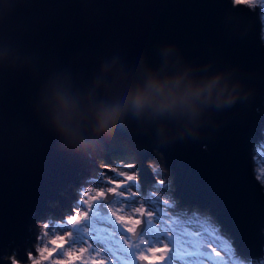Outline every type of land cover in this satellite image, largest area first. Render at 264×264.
<instances>
[{
  "label": "water",
  "instance_id": "1",
  "mask_svg": "<svg viewBox=\"0 0 264 264\" xmlns=\"http://www.w3.org/2000/svg\"><path fill=\"white\" fill-rule=\"evenodd\" d=\"M261 25L256 6L233 0H0V48L7 45L23 62L0 68V264H9L13 247L21 260L26 243L34 251L33 222L46 211L60 213L49 200L70 208L62 191L73 198L69 184L91 163L103 168L91 161L97 153L111 161L104 148L132 153L142 185L154 179L146 159L159 150L180 202L207 208L240 255L258 257L264 191L251 147L264 123ZM112 60L121 79L111 91L98 89L97 100L122 99L129 83L144 79L142 60L162 72L189 68L197 79L223 72L237 96L205 108L194 133L177 134L179 124L167 117L161 133L160 120L129 112L111 138L90 153L75 152L41 107L44 84L62 73L74 92L86 94ZM103 79L112 85V73Z\"/></svg>",
  "mask_w": 264,
  "mask_h": 264
},
{
  "label": "rangeland",
  "instance_id": "2",
  "mask_svg": "<svg viewBox=\"0 0 264 264\" xmlns=\"http://www.w3.org/2000/svg\"><path fill=\"white\" fill-rule=\"evenodd\" d=\"M240 2L252 4V8L256 6L262 20L260 31L264 42V0ZM259 132L260 136L253 141L251 147V165L264 191V123ZM103 150L109 155L110 162L100 153L92 157L91 161L111 172L91 163L87 171L80 174L76 184H69L73 198L62 191L68 198L66 202L70 208H62L58 199L49 200L48 204L60 213L57 215L46 211L33 222V235L30 239L34 251L26 243L25 253L32 252L35 263L136 264L137 258L143 257L147 264H184L175 251V245L171 253L172 245L168 244L163 227L164 223L176 221L189 231L197 233L207 230L225 242V247L229 249L226 252L218 240L208 237L214 243L212 255L219 257L212 261L204 260L203 264H217V261L220 264H264V244L258 257L246 258L236 251L229 233L221 228L207 208L180 202L174 193L173 172L159 150L153 148L152 156L146 159L154 179L146 178L144 185L139 179L137 161L132 153L109 148ZM133 174L137 179H129ZM100 190H104L105 195L92 199ZM82 196L84 200H92L90 206L83 202ZM74 209L86 211L87 216L69 224L65 217L73 216ZM118 217L139 219L140 223L134 232H130ZM42 221H48L50 236L71 232L67 243L62 247L48 244V237H43L40 230L39 222ZM171 235L172 233H167V236ZM38 236L42 239L38 240ZM37 244L41 245L40 252L36 251ZM81 249L85 251H80ZM13 251H16L15 247L9 254ZM18 259L21 260L19 257ZM27 260L26 254L21 261Z\"/></svg>",
  "mask_w": 264,
  "mask_h": 264
},
{
  "label": "clouds",
  "instance_id": "3",
  "mask_svg": "<svg viewBox=\"0 0 264 264\" xmlns=\"http://www.w3.org/2000/svg\"><path fill=\"white\" fill-rule=\"evenodd\" d=\"M238 2L240 0H233L234 4ZM171 50L170 45L165 48L166 57ZM140 63L145 73L144 79L129 83L122 99L97 100L96 98L98 89L103 87L105 92L111 91L121 79L123 69L117 66L116 60L101 65L100 78L95 79L92 88L83 95L72 90L71 81L65 74L55 73L48 78L42 92L41 107L48 114L52 127L66 147L75 152L90 153L102 137L105 139L112 137L117 123L129 112L147 121L160 120L158 131L161 133L168 130L165 117L179 124L177 134L194 133L197 131L199 118L205 108L213 103L217 106L231 104L236 99V87L230 86L224 80L223 72L197 79L190 73L189 68L162 72L151 68L143 60ZM18 66H23L19 55L13 53L7 45L0 48V68L15 69ZM109 73H112L110 86L105 85L103 79ZM129 179L134 180L137 177L133 174ZM104 195V190H100L92 199L102 198ZM81 199L89 206L92 203L91 199L84 200L83 196ZM86 216V211L74 209V215L65 217V220L72 224ZM118 219L124 221L125 227L130 232H134L140 223L139 219L131 217H118ZM39 224L43 237H48V244L62 247L71 236V232L50 236L48 221ZM37 239L41 240L42 237L38 236ZM36 251H41L40 244L36 245ZM26 254L27 261L19 260L16 251L6 255L5 259L9 264H35L33 253L29 251Z\"/></svg>",
  "mask_w": 264,
  "mask_h": 264
},
{
  "label": "snow or ice",
  "instance_id": "4",
  "mask_svg": "<svg viewBox=\"0 0 264 264\" xmlns=\"http://www.w3.org/2000/svg\"><path fill=\"white\" fill-rule=\"evenodd\" d=\"M163 227L168 244L172 245L171 253L173 252V245H175V251L181 257L184 264H203L204 260L212 261L219 257V255H212V246L214 243L211 242L208 237L218 240L221 247L224 248V251H229V249L225 247L224 241L211 232H207V230L194 233L176 221H173L171 224L164 223ZM169 232L172 233L171 236H167ZM169 240H171V243H169ZM205 249H207V251ZM186 257H193V259H186ZM217 264H220V262L217 261Z\"/></svg>",
  "mask_w": 264,
  "mask_h": 264
},
{
  "label": "bare ground",
  "instance_id": "5",
  "mask_svg": "<svg viewBox=\"0 0 264 264\" xmlns=\"http://www.w3.org/2000/svg\"><path fill=\"white\" fill-rule=\"evenodd\" d=\"M256 138H257V137H256ZM256 138H255V139H256ZM255 139H254V140H255Z\"/></svg>",
  "mask_w": 264,
  "mask_h": 264
}]
</instances>
